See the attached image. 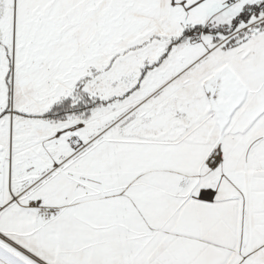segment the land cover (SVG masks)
Listing matches in <instances>:
<instances>
[{
    "label": "snow or ice",
    "instance_id": "1",
    "mask_svg": "<svg viewBox=\"0 0 264 264\" xmlns=\"http://www.w3.org/2000/svg\"><path fill=\"white\" fill-rule=\"evenodd\" d=\"M0 264H264V0H0Z\"/></svg>",
    "mask_w": 264,
    "mask_h": 264
}]
</instances>
